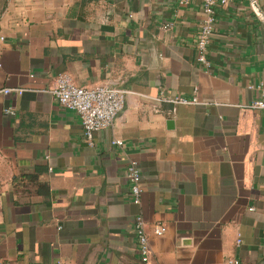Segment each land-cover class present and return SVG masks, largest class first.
Segmentation results:
<instances>
[{
  "label": "crops",
  "instance_id": "0c3cea01",
  "mask_svg": "<svg viewBox=\"0 0 264 264\" xmlns=\"http://www.w3.org/2000/svg\"><path fill=\"white\" fill-rule=\"evenodd\" d=\"M215 11L204 64L200 0H0V264H264V0ZM59 74L127 91L92 145Z\"/></svg>",
  "mask_w": 264,
  "mask_h": 264
},
{
  "label": "built area",
  "instance_id": "2783aa9c",
  "mask_svg": "<svg viewBox=\"0 0 264 264\" xmlns=\"http://www.w3.org/2000/svg\"><path fill=\"white\" fill-rule=\"evenodd\" d=\"M196 1L197 0H177V3L181 6H188ZM232 1L233 0H200L202 16L198 21V31L195 40L196 59L199 63H207L206 53L213 32L216 14L215 8L217 6L228 5ZM7 91V89L4 90V92ZM52 93L58 105L74 111L79 116L85 141L89 145H92L95 132L112 125L114 119L123 107L127 91L107 84L92 87L79 86L69 75L59 74L55 78V85L52 89ZM156 99L182 104L197 102L196 97L191 99L183 97H158ZM249 106L264 110V91L262 93V98L253 100ZM6 111L13 113L11 109H6ZM112 143L117 146H122L123 144L119 139L113 140ZM126 176L129 182L131 200L133 203L139 204L143 188L141 172L136 160L130 159L128 161ZM144 225L145 222L142 216L137 215L134 219V230L137 238L140 261L141 264H151V251ZM165 229V226L160 223H155L153 225V232L155 235H162ZM236 242L240 243V238H237ZM233 263L237 264V261H233Z\"/></svg>",
  "mask_w": 264,
  "mask_h": 264
},
{
  "label": "water",
  "instance_id": "95a60500",
  "mask_svg": "<svg viewBox=\"0 0 264 264\" xmlns=\"http://www.w3.org/2000/svg\"><path fill=\"white\" fill-rule=\"evenodd\" d=\"M254 7H255V5H254Z\"/></svg>",
  "mask_w": 264,
  "mask_h": 264
}]
</instances>
